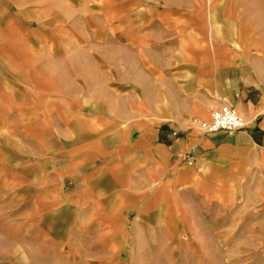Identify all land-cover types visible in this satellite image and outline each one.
<instances>
[{
    "label": "crops",
    "instance_id": "1",
    "mask_svg": "<svg viewBox=\"0 0 264 264\" xmlns=\"http://www.w3.org/2000/svg\"><path fill=\"white\" fill-rule=\"evenodd\" d=\"M166 2L145 23L169 45L146 48L143 68L115 64L113 91L99 81L94 98L74 70L85 63L43 61L53 0H0V264H233L221 219L264 202L260 51L234 9L203 17ZM222 104L244 127L203 134ZM248 253L244 264H264V249Z\"/></svg>",
    "mask_w": 264,
    "mask_h": 264
},
{
    "label": "rangeland",
    "instance_id": "2",
    "mask_svg": "<svg viewBox=\"0 0 264 264\" xmlns=\"http://www.w3.org/2000/svg\"><path fill=\"white\" fill-rule=\"evenodd\" d=\"M50 1V0H47ZM167 0H53V57L43 56V61L58 64L66 72L69 67L73 68L83 63L89 70L74 69L80 74L77 80L81 83L82 91L88 90L94 98L98 95L99 81L106 83V89L113 91L112 77L117 74L114 66L122 63L121 69L129 68L132 62L137 63L139 68H143L148 62L146 48L160 47L169 45L171 39L158 37L152 38V34L146 33L151 24H146V15L150 6H159L166 4ZM179 3L181 9L187 14H196L206 17L223 18L227 9L235 10L239 19L247 20L248 31L253 36L251 40L256 43L259 49L258 66L260 69V83L264 88V0H171ZM243 15V16H242ZM132 17V18H131ZM121 21V22H120ZM218 23V24H217ZM220 35H226L230 29L226 27L225 22L219 21ZM121 24V30L130 36L132 42L120 38V29L117 31L115 25ZM211 24V23H210ZM202 25H204L202 23ZM202 26V29H207ZM136 26H139L136 28ZM133 28V29H132ZM245 29V28H244ZM132 30V31H131ZM208 30V29H207ZM115 34V35H114ZM223 39V38H219ZM225 40V39H224ZM171 42V41H170ZM132 43V44H131ZM133 45L138 47L137 51L141 53L142 58L135 53V48L130 49L125 46ZM171 44V43H170ZM238 46V43H236ZM121 48V51L119 50ZM120 52H118V50ZM160 51V50H157ZM132 52V53H131ZM120 59V60H119ZM119 67V66H118ZM120 68V67H119ZM128 70V69H127ZM122 70V77L128 76ZM118 72L120 70H117ZM88 75H87V73ZM84 78V79H83ZM111 84L109 87L108 85ZM243 200H239L231 213L223 215L221 221H230L233 223V230L228 234L232 235L233 264H244L247 249L250 248V259L256 255L258 250H263L264 246L251 245L247 247L243 238H263L264 229L259 224L264 223V202H254L248 205H241ZM253 206V207H252ZM260 225V226H259ZM247 227L249 230H243ZM227 236V235H224ZM259 248V249H258ZM255 249V250H254ZM257 264V263H253Z\"/></svg>",
    "mask_w": 264,
    "mask_h": 264
},
{
    "label": "built area",
    "instance_id": "3",
    "mask_svg": "<svg viewBox=\"0 0 264 264\" xmlns=\"http://www.w3.org/2000/svg\"><path fill=\"white\" fill-rule=\"evenodd\" d=\"M244 125L245 121L232 106L222 104L212 112L208 121H203L199 124V128L203 134L217 131H225L232 134L241 130Z\"/></svg>",
    "mask_w": 264,
    "mask_h": 264
}]
</instances>
